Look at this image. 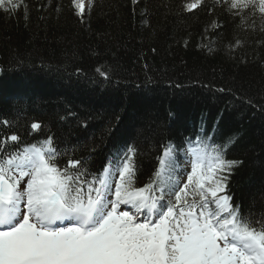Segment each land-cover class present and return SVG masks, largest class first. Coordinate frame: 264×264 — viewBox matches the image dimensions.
Segmentation results:
<instances>
[{"label":"trees","instance_id":"16d2710c","mask_svg":"<svg viewBox=\"0 0 264 264\" xmlns=\"http://www.w3.org/2000/svg\"><path fill=\"white\" fill-rule=\"evenodd\" d=\"M185 2L98 0L84 22L69 11V0H26L27 20L23 11L11 18L0 13V121L14 125L0 124V133L27 143L51 135L75 150L73 158H89L92 171L113 150L135 145L142 186L158 167L162 144L180 147L203 129L228 145L226 159L242 162L229 194L259 218L264 32L240 25L216 0L192 13L183 10ZM213 21L222 27L212 31ZM33 122L41 131L32 132Z\"/></svg>","mask_w":264,"mask_h":264},{"label":"snow or ice","instance_id":"6c2138e0","mask_svg":"<svg viewBox=\"0 0 264 264\" xmlns=\"http://www.w3.org/2000/svg\"><path fill=\"white\" fill-rule=\"evenodd\" d=\"M216 2L240 25L264 32V0ZM205 4L187 0L182 7L192 13ZM97 6L98 0L68 4L81 22ZM20 11L27 20L26 0H0L9 18ZM97 72L109 79L107 71ZM227 147L203 129L180 147L162 144L158 167L137 186L142 168L135 145L118 148L92 171L89 158H73L75 150L51 135L27 143L0 133V264H264V214L245 213L229 194L242 162L226 159Z\"/></svg>","mask_w":264,"mask_h":264},{"label":"bare ground","instance_id":"6f19581e","mask_svg":"<svg viewBox=\"0 0 264 264\" xmlns=\"http://www.w3.org/2000/svg\"><path fill=\"white\" fill-rule=\"evenodd\" d=\"M113 152H114V150H113Z\"/></svg>","mask_w":264,"mask_h":264}]
</instances>
